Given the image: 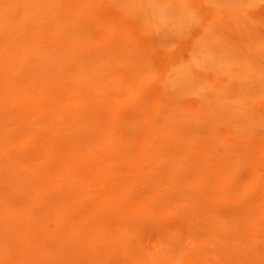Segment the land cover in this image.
I'll return each instance as SVG.
<instances>
[{"label":"rangeland","instance_id":"374dc122","mask_svg":"<svg viewBox=\"0 0 264 264\" xmlns=\"http://www.w3.org/2000/svg\"><path fill=\"white\" fill-rule=\"evenodd\" d=\"M0 264H264V0H0Z\"/></svg>","mask_w":264,"mask_h":264}]
</instances>
